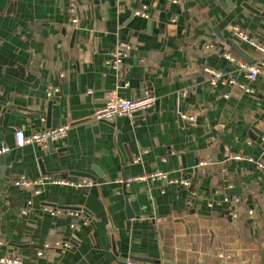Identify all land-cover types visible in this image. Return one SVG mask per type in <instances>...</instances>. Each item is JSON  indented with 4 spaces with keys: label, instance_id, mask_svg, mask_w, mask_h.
<instances>
[{
    "label": "crops",
    "instance_id": "obj_1",
    "mask_svg": "<svg viewBox=\"0 0 264 264\" xmlns=\"http://www.w3.org/2000/svg\"><path fill=\"white\" fill-rule=\"evenodd\" d=\"M236 27L264 47V0H0V148H10L0 155V256L264 264V74L250 79L225 56L255 66L264 49ZM120 45L128 54L115 69ZM206 67L226 82L212 84ZM112 96L155 101L133 118L96 120ZM63 124L68 136L47 147L17 143L18 130ZM157 170L192 186L117 182ZM22 176L93 184L37 193L16 186Z\"/></svg>",
    "mask_w": 264,
    "mask_h": 264
},
{
    "label": "built area",
    "instance_id": "obj_2",
    "mask_svg": "<svg viewBox=\"0 0 264 264\" xmlns=\"http://www.w3.org/2000/svg\"><path fill=\"white\" fill-rule=\"evenodd\" d=\"M71 13L74 15L73 21H77L76 17V9L75 7H72L70 9ZM137 14H141L145 16L146 18L149 17V14L146 11V6H143L140 10L137 11ZM237 33L240 36L241 39H244L248 42H250L252 45L258 46L261 49H264V47L254 38L249 37L246 33L241 31L238 27H236ZM210 48H214V45H210ZM128 54V47L125 45H120L117 47L113 53L111 54L110 58V64L113 68L118 69L121 67V65L124 63V60ZM225 56L229 58L232 61H236L238 64V68L240 71H243L245 75L250 79H255L259 74H264V61H262L259 65H249L246 61L238 59L237 56L234 53H226ZM205 71L211 75V83L217 84L218 81L226 82L225 74L221 70H217L212 67H206ZM234 80H230V83H234ZM241 87L247 88L245 85H241ZM56 92H59V89H52L49 92V95H54ZM155 99L152 96H147L145 98H139V99H125L118 96H112L108 102L97 108L94 111L93 117L96 120L99 121H106V122H113L118 117L127 116V117H135L138 114H141L142 112L146 111L150 107L154 105ZM70 130L69 124H63L58 127H51L46 128L41 131L34 132L31 135H26L23 130H18L16 132V140L19 145H26V144H38L42 147H47L50 142L58 141L65 139L68 136V132ZM10 150V148L6 145L2 146L0 148V155L3 153H6ZM235 159H243V156H236ZM252 161V159H249ZM201 164H205V162H202ZM259 166L264 169V163L259 162ZM1 175V170H0ZM133 180H145L149 183H155V182H164L167 184H175L179 186H183L185 188H190L192 186V179L187 176H181V175H171L170 173L163 172L160 170L153 171L149 174H143L136 177H132L125 180H117V182H125L129 183ZM47 182H53L57 184H63V185H73V186H88L92 185L93 181L91 179L82 178L79 180H69L59 177H41L37 179H30L26 176H22L18 181H16V186L22 187V188H33L36 189L37 193H40L41 187L47 183ZM240 198H234V201L239 202ZM27 210H23L22 213H27ZM54 212V211H53ZM251 213L253 211L251 210ZM68 214L73 217H81L84 215H81L78 211L70 210L68 211ZM90 220L85 219L84 224H89ZM71 227H76V223L73 222L71 224ZM39 254H42L40 252ZM0 264H25L24 261L19 256H0ZM131 264H142L139 262H132Z\"/></svg>",
    "mask_w": 264,
    "mask_h": 264
},
{
    "label": "water",
    "instance_id": "obj_3",
    "mask_svg": "<svg viewBox=\"0 0 264 264\" xmlns=\"http://www.w3.org/2000/svg\"><path fill=\"white\" fill-rule=\"evenodd\" d=\"M234 49H235V51H237L238 53H240L239 52V50H238V48L236 47V46H234ZM241 54V53H240ZM242 55V54H241ZM50 144H52V142H50ZM128 211H130L129 209H128ZM131 216V215H130Z\"/></svg>",
    "mask_w": 264,
    "mask_h": 264
}]
</instances>
